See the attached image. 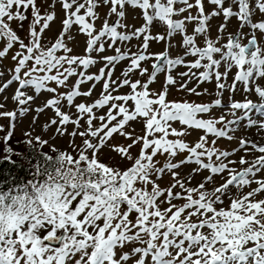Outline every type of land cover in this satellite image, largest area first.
<instances>
[{
    "label": "rangeland",
    "instance_id": "rangeland-1",
    "mask_svg": "<svg viewBox=\"0 0 264 264\" xmlns=\"http://www.w3.org/2000/svg\"><path fill=\"white\" fill-rule=\"evenodd\" d=\"M3 131L140 200L64 183L13 209L0 264H264V0H0Z\"/></svg>",
    "mask_w": 264,
    "mask_h": 264
},
{
    "label": "trees",
    "instance_id": "trees-1",
    "mask_svg": "<svg viewBox=\"0 0 264 264\" xmlns=\"http://www.w3.org/2000/svg\"><path fill=\"white\" fill-rule=\"evenodd\" d=\"M16 138L18 137L15 133L6 135L3 131L0 134V258L2 260L11 257V249L9 251L3 242L11 227L13 209L41 200L44 195L51 194L64 183L93 188L99 193V202L111 209L112 201L122 195L134 202L140 200L136 192H128L130 189L126 186L129 181H127V173L117 171L114 175L115 181H112L110 175L105 174L102 169L95 168L91 163L86 165L80 163L71 168L68 160L59 151H50L40 141L29 142L26 137L20 138V142L17 143ZM135 168L131 172L140 170L141 165H136ZM138 192L142 193L146 204L150 190L140 188ZM72 215L73 217L71 215L70 217L74 220V214ZM104 230H100L101 236ZM113 235L114 233H110L104 236L102 243L101 236L97 238L95 250L89 256L90 263L96 252L104 248V241L106 242ZM39 253L40 248H36L35 264L42 262Z\"/></svg>",
    "mask_w": 264,
    "mask_h": 264
},
{
    "label": "water",
    "instance_id": "water-1",
    "mask_svg": "<svg viewBox=\"0 0 264 264\" xmlns=\"http://www.w3.org/2000/svg\"><path fill=\"white\" fill-rule=\"evenodd\" d=\"M256 46V39L252 38L251 42L249 44H247L245 46V50L247 52H250L254 47ZM167 53H163L161 55V57L157 60L156 62V67H158L160 65V63L163 61V59L166 57ZM144 57V54H142L139 57V61L142 60V58ZM243 174V172L238 173L234 179L239 178L241 175ZM65 236V232H61L59 235H49L46 237L45 241L47 244L52 245V246H60L61 242L63 241Z\"/></svg>",
    "mask_w": 264,
    "mask_h": 264
}]
</instances>
